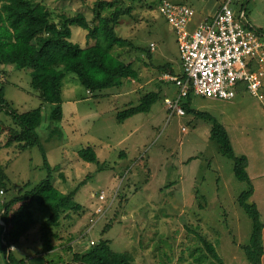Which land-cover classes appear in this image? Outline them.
Masks as SVG:
<instances>
[{"label":"rangeland","instance_id":"374dc122","mask_svg":"<svg viewBox=\"0 0 264 264\" xmlns=\"http://www.w3.org/2000/svg\"><path fill=\"white\" fill-rule=\"evenodd\" d=\"M33 1L44 3L58 21L61 13L77 12L92 19L99 0ZM104 1L130 6L116 26L128 43L114 45L112 52L124 60L136 58L139 81L88 92L69 71L62 83L64 116L56 122L50 117L53 105L42 102L31 86L32 68L0 65L5 98L13 109L24 112L42 106L36 131L45 151L38 145L23 150L15 143L5 146V135H0V170L6 184L3 191L0 188V213L2 202L23 195L49 176L45 161L52 167L51 182L63 193L76 188L74 200L82 205L62 213L53 227L58 235L54 254H48L41 248L40 225L49 210L33 204L29 229L16 246L1 239L6 252L0 245V264L7 262L10 251L12 264L21 258L37 264L41 256H46L45 262L50 259L49 264H71L75 252L88 251L91 240L100 239H110L116 251L132 253L133 264H221L209 255L200 236L214 246L222 264H249L242 246L250 241L252 220L237 202L249 183L236 177L233 161L220 151L208 119L191 112L169 116L164 100L174 97L178 88L160 67L171 63L178 70L180 56L176 34L159 11L160 0ZM170 1L190 5L203 17L212 16L223 0ZM241 4L248 19L264 29V0H232L234 7ZM71 29V39L82 46L96 42L86 38V29L77 25ZM151 90L160 92L149 111L116 120L117 112L136 105ZM191 108L221 122L236 154L247 156L250 199L264 220V98L241 86L229 99L194 96ZM0 117L12 123L4 112ZM86 146L93 147L101 167L77 154ZM101 190L104 199L98 198ZM3 224L0 214L4 232ZM107 224L111 225L105 230Z\"/></svg>","mask_w":264,"mask_h":264},{"label":"trees","instance_id":"16d2710c","mask_svg":"<svg viewBox=\"0 0 264 264\" xmlns=\"http://www.w3.org/2000/svg\"><path fill=\"white\" fill-rule=\"evenodd\" d=\"M243 6L241 4V7ZM105 11L107 13H104ZM129 12L130 6L124 8L115 6V1L99 0L95 3L92 19H88L84 13L77 12L74 15L61 13L59 20L55 21L44 3H35L33 0H0V65L14 64L20 68L31 67V86L38 91L42 102L53 105L50 117L53 121L60 122L64 116L62 83L67 72H74L88 92L120 85L123 81L133 79L139 81V71L134 66L136 58L124 60L112 52L114 45L128 43L126 38L117 34L116 26L120 17ZM235 13L237 15L236 11ZM72 25L86 29V38L94 39L96 42L82 46L79 42L73 41L71 39ZM160 70H167L166 72L171 74L181 72L180 67L177 72L171 63L161 66ZM1 72L0 67V74ZM3 82L5 80L0 79V114L4 112L12 119V123L7 124L0 117V135H5L4 145L10 146L15 143L22 150L38 145L45 154L36 131L42 121V106L24 112L13 109L5 98ZM261 90L264 93V87ZM159 92V90H151L145 93L136 105L117 112L116 120L123 122L133 114L149 111L151 105L159 98ZM194 96H196L194 93L189 92L182 99L185 113L191 112L211 122L212 136L217 140L220 151L232 159L236 177L249 183L248 189L241 192L237 199L238 204L252 220L250 241L242 248L249 264H261L264 253V221L256 202L250 199L253 187L246 171L247 156L236 154L227 130L221 122L207 112L191 108ZM77 154L87 161L96 162L99 167L102 166L91 146L79 148ZM44 165L48 169L49 176L23 195L19 194L7 202H2L3 211L0 214L6 230L3 232V227L0 229V245L5 252L6 245L1 242V239H4L8 245L11 243L16 245L20 241L32 221L33 204H39L49 210L48 217L40 225L42 248L45 252H49L56 246L54 241L58 235L53 227L59 225L62 213L70 208L78 210L82 207L74 200L77 189L63 193L51 182L52 167L47 161ZM5 185V176L0 170L1 190L2 187L6 188ZM110 225L107 224L105 230L110 228ZM200 238L209 255L222 264V259L209 240L202 236ZM110 244V239L93 242L88 251L75 252L71 264H79L78 262L80 264H133L132 253L116 251ZM12 260V251H10L6 264H12ZM15 264L29 263L21 258ZM64 264H69V261Z\"/></svg>","mask_w":264,"mask_h":264},{"label":"built area","instance_id":"2783aa9c","mask_svg":"<svg viewBox=\"0 0 264 264\" xmlns=\"http://www.w3.org/2000/svg\"><path fill=\"white\" fill-rule=\"evenodd\" d=\"M159 11L176 34L180 56L181 72L164 74L178 88L174 97L165 98L170 115L185 113L182 99L189 92L229 99L245 86L264 98V30L250 24L244 9L236 15L232 0H226L213 17L196 23L195 10L187 4L161 0ZM150 48L155 49L153 42ZM98 198L104 199L102 190Z\"/></svg>","mask_w":264,"mask_h":264},{"label":"crops","instance_id":"0c3cea01","mask_svg":"<svg viewBox=\"0 0 264 264\" xmlns=\"http://www.w3.org/2000/svg\"><path fill=\"white\" fill-rule=\"evenodd\" d=\"M224 1H226V0H223V1H220V3H219V5L217 6V8H216V11L213 13V15L212 16H203V17H201V16H198L197 15V13H195V16H194V18H193V23H196V22H198V21H201L202 19H205V18H211V17H213L215 14H216V12L218 11V9H219V7H220V5L224 2ZM233 9L237 12V13H239V11L240 10H242V9H244V12H245V18L250 22V24L251 25H253V26H255L256 27V24L254 23V22H252L251 20H249L248 19V17H247V14H246V6L244 5L243 7H241V5H239L238 7L236 6V7H234L233 6ZM257 28H259V27H257ZM259 29H263V28H259ZM264 30V29H263ZM178 47V46H177ZM177 67H178V70H177V72L179 71V63H177ZM174 68H176V67H174ZM196 96H198V95H196ZM264 221V220H263ZM63 244V243H62ZM62 244H60V245H62ZM16 246V245H15ZM263 246H264V228H263ZM58 247V246H57ZM41 248H42V244H41ZM56 248V247H55ZM55 248L52 250V251H50V252H48V254H50V253H54V250H55ZM60 256H63L61 253L59 254ZM46 257V256H45ZM44 257V258H45ZM43 258V256H41V260L42 261H40V262H38L37 264H47V263H50L51 261H49L50 259H48L46 262H45V259ZM67 258V256H65V259ZM44 261V262H43ZM264 262V253H263V255H262V263ZM29 263V262H28ZM70 263V262H69ZM6 264V263H5Z\"/></svg>","mask_w":264,"mask_h":264},{"label":"clouds","instance_id":"9594fccd","mask_svg":"<svg viewBox=\"0 0 264 264\" xmlns=\"http://www.w3.org/2000/svg\"><path fill=\"white\" fill-rule=\"evenodd\" d=\"M151 51H153V50H151ZM164 73H166V72H164ZM164 73H162V74H164ZM178 74H179V73H178ZM161 76H162V75H161ZM183 108H184V107H183ZM184 110H185V109H184ZM174 113H175V112H174ZM172 114H173V113H172ZM172 114H171V115H172ZM184 114H185V113H184ZM169 116H170V113H169ZM182 128H183V127H182Z\"/></svg>","mask_w":264,"mask_h":264}]
</instances>
